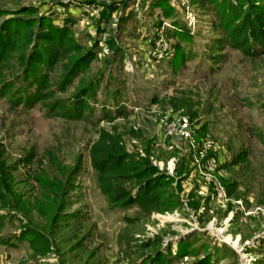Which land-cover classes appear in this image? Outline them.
<instances>
[{"label": "rangeland", "instance_id": "1", "mask_svg": "<svg viewBox=\"0 0 264 264\" xmlns=\"http://www.w3.org/2000/svg\"><path fill=\"white\" fill-rule=\"evenodd\" d=\"M156 1L0 0V40L11 26L16 29L19 16L41 23L46 15L57 26L71 17L83 47L74 58L86 50L98 53L66 91H56L69 74L64 65L71 56L62 57L48 72L46 85L55 95L44 102L37 101V78L46 68L30 80L18 77L24 61L15 52L0 69L1 160L15 168V192L27 202L42 200L49 212L25 215L0 203V264H147L161 253L165 264L205 258L210 264H264V53L251 56L227 42L222 28L232 9L226 14L222 0H168L175 9L170 19ZM238 2L227 6L234 11ZM23 9L30 11L12 13ZM173 20L187 26L193 39L175 37ZM178 44L187 54L180 65ZM9 82L13 88L6 92ZM91 87L84 119L64 118L48 106L60 99L78 102ZM125 108L128 118L104 119ZM180 115L191 118L199 137L220 146L228 206L202 186L185 139L173 135L165 146L158 142L163 121ZM115 126L131 150L144 154L149 147L154 164L172 176L175 209L121 208L102 194L90 147L100 127ZM242 153L245 160L234 163ZM51 155L64 171L52 164ZM46 179L57 182L56 192L43 186ZM33 230L50 236L47 256L37 255L22 236Z\"/></svg>", "mask_w": 264, "mask_h": 264}, {"label": "trees", "instance_id": "2", "mask_svg": "<svg viewBox=\"0 0 264 264\" xmlns=\"http://www.w3.org/2000/svg\"><path fill=\"white\" fill-rule=\"evenodd\" d=\"M240 1L242 3L238 2L239 8H234L233 11V7L228 8L227 6L230 0H222L226 14L232 9L231 19L226 20L225 27L222 28L227 37V42L248 55L262 54L264 53V0ZM155 5L162 10L163 16L167 19L172 18L174 15L175 9L168 0H157ZM28 11L30 10H12V13L18 15ZM105 14H107V11L103 13L104 16H107ZM40 19L41 23L23 16L14 18L16 29L11 26L6 31V40H0V69L15 52L19 53V57L24 61V68L18 77L23 76V78L30 80L33 74L40 73L39 71L43 67L46 68V71H43L44 73H40L41 79L37 78L39 82V84L37 83L39 86L37 101L44 102L55 95V89L49 90V86L46 85L50 80L48 72L54 70L56 63L62 57L71 56L64 65L67 69L66 72L68 71L69 74H67L62 85L56 88V91H66L68 85L78 76L81 69L88 68L92 61L97 58L98 53L94 50H86L77 58H74L73 54L80 53L83 47L74 37L72 26L75 21L73 18H66L64 26L55 25L51 18L46 15L41 16ZM172 25L174 26L175 37L182 39V41L193 39L191 30L187 26H179L175 20H173ZM45 28H49L50 31ZM40 41H50L54 46H49ZM177 52L180 58L178 65L184 64L187 54L182 50L180 44L177 45ZM9 83V86L5 85L6 92L13 88L14 83ZM93 93L92 87L84 89L77 98L79 99L78 102L76 99L71 103L66 102L65 99H60L48 106H50L53 113L64 118L71 120L84 119L87 116L85 115L86 111L91 109L88 97L92 96ZM130 113L125 108L118 110L116 115L105 114L104 119L114 121L117 117L128 118ZM189 113V116L193 118L197 115L196 111ZM131 133L139 137L137 131L131 130ZM144 151L143 154L139 150H131L124 134L116 126L113 129L100 127L98 138L90 147L91 164L96 173L100 191L108 198L111 205L121 208L139 206L148 209L149 212L175 209L177 206L175 202L176 195L169 190L173 181L172 176L154 164L149 147H146ZM245 158V153L239 154L234 163H240ZM1 159L2 157H0V203L2 206L4 208L13 206L15 210L25 215L30 214L33 210L41 215H48L49 212L48 210L45 212L46 207L42 200L36 199L33 203L27 202L21 194L15 192L12 186L15 168L6 165V162ZM51 162L59 171H64L56 156L51 155ZM43 186L50 191H57V182L54 180H44ZM127 219L131 220L130 218ZM22 236L28 238L30 246L37 255L44 257L51 252L52 242L47 233L41 230H33L23 233ZM190 252L193 255L196 254L195 250ZM164 261V255L161 253L159 260L152 258V261L147 264H165ZM210 263V259L205 258L194 264ZM143 264L146 263L143 262Z\"/></svg>", "mask_w": 264, "mask_h": 264}, {"label": "built area", "instance_id": "3", "mask_svg": "<svg viewBox=\"0 0 264 264\" xmlns=\"http://www.w3.org/2000/svg\"><path fill=\"white\" fill-rule=\"evenodd\" d=\"M157 49L163 50L158 47ZM194 126V122L187 115H180L171 123L163 121L164 132L162 131L158 142L165 146L166 140L173 135H179L185 139L190 160L202 186L214 193L219 204L228 206L231 197L222 179L220 146L209 137H199Z\"/></svg>", "mask_w": 264, "mask_h": 264}]
</instances>
